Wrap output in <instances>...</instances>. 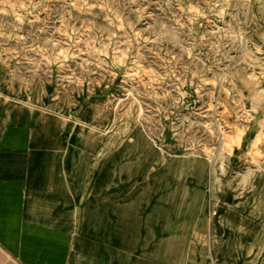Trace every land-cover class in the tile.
<instances>
[{
	"label": "rangeland",
	"instance_id": "obj_1",
	"mask_svg": "<svg viewBox=\"0 0 264 264\" xmlns=\"http://www.w3.org/2000/svg\"><path fill=\"white\" fill-rule=\"evenodd\" d=\"M0 62L62 141L99 137L81 176L116 188L137 230L191 233L196 199L197 232L264 246V0H0ZM196 164L203 185L185 174ZM157 202L171 234L149 227Z\"/></svg>",
	"mask_w": 264,
	"mask_h": 264
},
{
	"label": "crops",
	"instance_id": "obj_2",
	"mask_svg": "<svg viewBox=\"0 0 264 264\" xmlns=\"http://www.w3.org/2000/svg\"><path fill=\"white\" fill-rule=\"evenodd\" d=\"M8 76L0 62V264H264V246L251 251L257 242L253 235L241 230L221 235L215 228L210 236L197 232L203 204L199 209L195 194L191 233L150 239L137 230L139 215L117 200L116 188L88 185L81 176V146L92 147L98 157L99 137L81 138V129L71 127V137L62 141L65 130L54 131L51 113ZM38 111L44 122H38ZM187 173L204 184L197 164ZM257 180L264 181V173ZM166 212L157 202L146 218L149 227L176 231ZM149 232L155 238V230ZM139 241L145 248H133ZM150 243L163 248H149Z\"/></svg>",
	"mask_w": 264,
	"mask_h": 264
},
{
	"label": "bare ground",
	"instance_id": "obj_3",
	"mask_svg": "<svg viewBox=\"0 0 264 264\" xmlns=\"http://www.w3.org/2000/svg\"><path fill=\"white\" fill-rule=\"evenodd\" d=\"M252 2L255 3V0H252ZM153 183H154L153 185H158V184H160V180L154 179Z\"/></svg>",
	"mask_w": 264,
	"mask_h": 264
}]
</instances>
